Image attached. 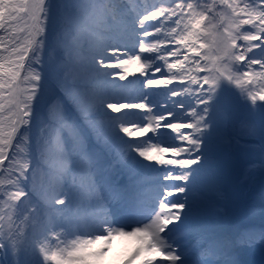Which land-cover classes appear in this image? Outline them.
Segmentation results:
<instances>
[{"label":"snow or ice","instance_id":"1","mask_svg":"<svg viewBox=\"0 0 264 264\" xmlns=\"http://www.w3.org/2000/svg\"><path fill=\"white\" fill-rule=\"evenodd\" d=\"M232 86L264 149V0H0V264H95L119 238L136 243L124 264L264 248V187L245 209L259 224L230 240L207 224ZM93 143L154 179L98 187ZM193 231L209 241L196 261Z\"/></svg>","mask_w":264,"mask_h":264},{"label":"rangeland","instance_id":"2","mask_svg":"<svg viewBox=\"0 0 264 264\" xmlns=\"http://www.w3.org/2000/svg\"><path fill=\"white\" fill-rule=\"evenodd\" d=\"M122 3L132 6L129 0H122ZM139 79L138 74L129 76V80L136 81L129 84V92L133 95H135L134 90L140 87ZM124 83H127V81ZM229 102L235 110V115L227 127L221 131L225 158L229 164L227 175L221 186L223 198L218 200L212 191L206 192L205 195L210 202L215 203L223 210L222 213L209 215L207 218L209 227L217 230L220 235L227 231L236 236L251 221L246 215L245 209L263 181L261 175L264 174V169H262L261 164L264 162V149L261 148L259 135H253L248 127L250 122L247 119V110L250 101L245 102L239 96V90L232 86L229 93ZM259 103L257 101V104ZM91 147L96 155L91 164L92 176L90 179H94L98 187L109 184L122 191L120 174L124 173L130 179L129 186L131 190V192L125 194L131 195L145 181L154 179V174L131 172L120 161L115 151L97 146L94 143ZM134 247H136L134 240L116 239L113 241L112 250L108 256L95 262V264H124L125 259ZM239 254L242 256L244 264H259L264 260V248L260 246L242 249ZM247 257H251V259L247 260ZM253 260L257 262H253ZM135 264H141L140 259H137Z\"/></svg>","mask_w":264,"mask_h":264},{"label":"bare ground","instance_id":"3","mask_svg":"<svg viewBox=\"0 0 264 264\" xmlns=\"http://www.w3.org/2000/svg\"><path fill=\"white\" fill-rule=\"evenodd\" d=\"M206 239L207 238L203 237L200 233L193 231V232H191V234L187 235V238L185 239V241H186V243L189 242V244H191L189 246L192 248H194V247L203 248L206 245L205 244ZM221 240H225V239H223V237H222Z\"/></svg>","mask_w":264,"mask_h":264}]
</instances>
